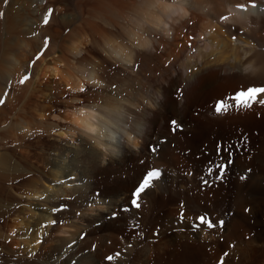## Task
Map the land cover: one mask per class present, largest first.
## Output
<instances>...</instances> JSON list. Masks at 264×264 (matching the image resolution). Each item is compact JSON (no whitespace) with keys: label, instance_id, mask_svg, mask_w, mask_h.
I'll return each mask as SVG.
<instances>
[{"label":"bare ground","instance_id":"1","mask_svg":"<svg viewBox=\"0 0 264 264\" xmlns=\"http://www.w3.org/2000/svg\"><path fill=\"white\" fill-rule=\"evenodd\" d=\"M0 12L13 140L0 143V264H264V104L214 111L264 87V0H0ZM22 128L38 131L20 145ZM218 143L232 145L223 180L206 173L228 158Z\"/></svg>","mask_w":264,"mask_h":264},{"label":"snow or ice","instance_id":"2","mask_svg":"<svg viewBox=\"0 0 264 264\" xmlns=\"http://www.w3.org/2000/svg\"><path fill=\"white\" fill-rule=\"evenodd\" d=\"M8 0H5V3L7 4ZM49 13H51V9H49ZM3 13L0 12V16H2ZM49 17L46 15L44 17V23H48ZM45 46H47V40H45ZM36 59H39V56L36 57ZM28 79V76H25L20 83L23 84L25 80ZM83 90V89H81ZM260 93H264V87H249L246 90H240L238 91L234 96L227 98L225 100L218 101L214 107V111L216 114H224L228 112L231 108L235 107L237 110L243 109V108H250L253 103H260L264 104V99L257 101V95ZM241 97H246V99H241ZM0 103H3V99H0ZM173 127L178 128L179 124L177 122H173ZM217 154L220 155L224 152L228 153V158L225 161L224 156L221 155V162L213 164L211 161L206 165V173L209 178L213 176V173L216 172V179L217 180H223L225 173L227 171L228 166L233 162L232 161V145L228 144H222L218 143L216 147ZM161 177V172L158 169H153L147 172V174L144 176L142 181L139 183L138 187L134 190L132 193V199L131 204L134 208L139 209L141 207V197L142 194L146 192V190H151L154 187V181H158ZM245 177H241V179H244ZM201 182L204 185H207L210 183V179H205L204 176H201ZM245 211H249V209H245ZM201 224H205L207 228H213L216 225H214L211 220L207 217H199L198 218ZM218 224L222 227L224 225V221L220 220L218 221ZM139 226L138 224L136 225ZM196 227H199V225H196ZM119 253H117V256ZM225 256L227 253L224 254ZM106 259H108L106 257ZM114 259L113 256H111V259L109 261H112ZM221 261H223V257H221Z\"/></svg>","mask_w":264,"mask_h":264},{"label":"rangeland","instance_id":"3","mask_svg":"<svg viewBox=\"0 0 264 264\" xmlns=\"http://www.w3.org/2000/svg\"><path fill=\"white\" fill-rule=\"evenodd\" d=\"M8 86H9V83L6 84V85H3V87L6 88V90H4L3 93H8V88H9ZM1 98H2V97H1ZM1 98H0V99H1ZM3 101H4V98H3ZM1 105H2V104H1ZM23 114H24V113H23ZM23 114H22V115H23ZM27 114H28V113H27ZM27 114H24V115L22 116V118H25V117L28 118L29 116H28ZM22 118H21V119H22ZM21 119H20V120H21ZM20 120H18V121H20ZM23 123H24V121L21 123V125H22ZM19 124H20V123H18V126H20ZM4 125H6V122H3V121L0 122V143L6 145V144H8L9 142H12L13 140H12V136L10 137V134H8V135L5 134V135H3V133H5V131H6ZM2 126H4V127H3L4 129L2 128ZM21 127H22V126H21ZM21 131H22L23 133H22ZM21 131L18 133V134H19V138H20V142H19V144H20V145H21V144L23 145L24 143L30 141V140H29L30 137H29V136L27 137V132L29 131L28 129H26V130L24 129V130H23V128H22ZM25 131H26V132H25ZM37 131H38L37 128H34V131L31 130V131L28 132V133L33 132V133H31V134L34 135L35 133H37ZM21 133H22L23 135H22ZM25 135H26V136H25ZM23 136H25V137H24L25 139L23 138ZM2 137H3V138H2ZM26 137H27L28 139H27ZM23 139H24V140H23ZM27 140H28V141H27ZM23 141H25V142H23ZM6 142H8V143H6ZM17 144H18V142H17ZM112 216H113V218H116V214H113ZM0 221H1V219H0ZM0 223H1V222H0ZM4 230H5V232H6V228H5ZM1 237H2V238L0 239V240H1V242H0V253H1V251L3 250V246H2V245H7L6 243L9 242V241H7L8 239L6 240L5 237H3V236H1ZM2 239H3V241H2ZM5 241H6V243H5ZM1 243H2V244H1ZM1 256H2V255L0 254V259L2 260ZM1 260H0V261H1Z\"/></svg>","mask_w":264,"mask_h":264},{"label":"clouds","instance_id":"4","mask_svg":"<svg viewBox=\"0 0 264 264\" xmlns=\"http://www.w3.org/2000/svg\"><path fill=\"white\" fill-rule=\"evenodd\" d=\"M175 11H176V14H178V15H182L183 13H184V9L183 8H181V7H177L176 9H175Z\"/></svg>","mask_w":264,"mask_h":264}]
</instances>
